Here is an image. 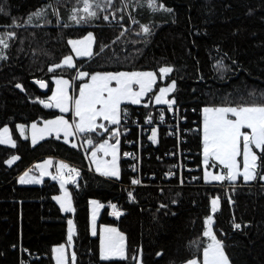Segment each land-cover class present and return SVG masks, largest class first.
<instances>
[{
  "label": "trees",
  "instance_id": "obj_1",
  "mask_svg": "<svg viewBox=\"0 0 264 264\" xmlns=\"http://www.w3.org/2000/svg\"><path fill=\"white\" fill-rule=\"evenodd\" d=\"M90 2L95 18L81 10L83 0H0V36L9 45H0V55L6 57L0 59V131L11 127L15 141V147L0 144V264H56L53 249L68 245L69 220L76 229L75 264H137L132 259L137 255L142 264H186L201 259L210 243L203 232L215 197L220 204L213 231L230 264H264V181L258 175L247 183L206 182L202 165L203 109L264 103V0H156L171 11L153 10L150 0H125L123 19L119 13H103L111 3L119 6L120 0ZM42 10L43 15L28 21ZM74 14L85 19L76 23ZM142 26L150 33L144 34ZM90 33L95 36L93 55L78 59L72 69L55 68L72 54L69 41ZM162 67L173 69L167 75L176 83L173 115L166 106H124L121 117L138 123L122 139V154L125 142L132 141L137 159L132 171L129 162L121 160L118 179L89 171L87 154L79 145L55 136L33 144L15 129L61 114L45 106L51 102L55 76L75 80L77 86L79 72L160 75ZM34 81L47 82L48 92ZM163 111L168 121L159 127L158 141H150L149 125L157 123ZM97 132L81 139L91 137L95 144L104 140L106 134ZM257 154L259 174L264 172V154ZM12 156L20 159L9 165ZM47 157L83 169L78 186L68 187L74 213L63 212L55 199L62 192L59 179L46 178L39 185L19 182L21 173ZM133 179L141 183L132 184ZM92 200L104 206L98 224L115 226L125 236L127 259H102L100 238L91 234Z\"/></svg>",
  "mask_w": 264,
  "mask_h": 264
},
{
  "label": "snow or ice",
  "instance_id": "obj_2",
  "mask_svg": "<svg viewBox=\"0 0 264 264\" xmlns=\"http://www.w3.org/2000/svg\"><path fill=\"white\" fill-rule=\"evenodd\" d=\"M111 3V0H108ZM100 5L97 4L96 7ZM150 6L153 10L162 9L164 11H171V9L165 8L163 5H157L156 0H150ZM0 11H3L0 8ZM83 12L87 14V17H97V12L93 10V3L90 0H83ZM43 15V10L38 11L28 17V21L31 22L33 17H40ZM85 18H77V15L72 16V20L76 23H81ZM104 19H108L107 16ZM144 34H149L150 29L148 26H142ZM9 36L14 37L15 33H8ZM88 46L83 49L77 47V45H83L84 41H69L72 44L78 56H90L91 53V41L93 37L91 34L86 38ZM0 45L3 49L8 48L7 41L0 36ZM2 52V49H0ZM6 57L0 55V59ZM63 65L68 67H75L72 61V57H65ZM61 64H56L55 68H60ZM219 67H223L221 63ZM49 71H54V68H49ZM173 69L171 67H162L159 69V73L165 76L171 73ZM88 73L80 72L79 76H87ZM157 74L155 72H118V73H96L91 76V83L84 84L80 91L79 97L74 99L68 93L69 81L63 79L56 80V91L51 97V102L46 104V107L59 108L61 112L67 113L70 111V104L74 108L75 116L79 118L78 123L70 124L63 116L58 117L55 120L47 121L44 128H38L36 124L31 125L32 129V143L35 144L39 139H43L45 135H51L53 132L59 133L63 131L65 138L74 135L73 128L76 131L84 133L95 131L97 128L108 131L104 124H97L98 118H103L105 121H109L111 124L116 125L120 123L121 115V102L129 100L132 104H139L140 97L146 92L150 91L156 82ZM115 82L116 87H112V82ZM133 85H139V91L133 90ZM45 85L41 83V87ZM16 87L22 88V85L17 84ZM176 88L175 81H172L169 87L159 89V95L155 96V102L157 104L173 105L175 100L165 99L167 93L174 91ZM43 103V102H42ZM163 119V116H161ZM248 129L250 131H243ZM21 132L24 131V125H20ZM113 136H117V132L112 133ZM152 139H156V132L153 130ZM88 144H92V140L87 141ZM0 144H10L15 147V141L11 139L9 135V129L5 127L0 131ZM118 144L119 140H116L115 144H109L106 140L99 145L96 151L92 152V158L96 163V171L101 175L107 177H120V168L118 164ZM242 144V149H241ZM76 146L75 144L73 145ZM254 149L264 154V103L257 104H240L237 106L227 107H205L203 109V157L205 169L209 167V161L212 160V167H216V163L223 166L226 172H220L213 174L210 171L205 170L204 179L206 181L223 182L225 180L230 182L237 181L242 177L244 182L259 179L264 181V172L257 173L258 160L260 156ZM97 152H102L104 156H111V160H103L97 157ZM125 156H133L132 153H124ZM242 156V170L241 163L238 161V157ZM19 156H12L11 159L6 161L11 165L16 160H19ZM52 161L48 160L43 165L37 167L41 171V175L47 174V167L51 165ZM135 167V166H134ZM68 168L67 165L61 163L57 171V175L53 176V179H60L61 187L67 182L64 179L63 170ZM69 179L74 183V177L79 175L76 169H68ZM21 184L39 183L40 178L30 176L26 171L20 178ZM132 184H140L139 179H133ZM129 196L132 193L129 192ZM60 202V206L65 212H74L75 209L72 206V200L70 194L65 190L64 195L55 197ZM94 205L92 216V235H97L96 231V215L95 210L98 207H103L97 201H92ZM220 204V198L215 197L211 201V212L213 215H209L205 223L207 229L203 232V235L210 240L207 247L203 249V264H230L228 256L226 255L222 242L216 237L213 231L214 214L218 211ZM115 209V205H112ZM165 207V205H161ZM115 215H119V212H114ZM68 241L71 242L75 233V225L72 220L68 221ZM240 224H235V228L239 229ZM104 235L100 241V254L102 259L108 260L112 258L127 259L125 237L119 232L117 228L105 227ZM56 253V264H68V258L66 255V246L60 245L53 249ZM157 255H162L158 253ZM132 259L137 260L138 264H142V258L140 255L133 256ZM76 255L75 252L71 253L72 264H75ZM188 264H198V261L193 259Z\"/></svg>",
  "mask_w": 264,
  "mask_h": 264
},
{
  "label": "rangeland",
  "instance_id": "obj_3",
  "mask_svg": "<svg viewBox=\"0 0 264 264\" xmlns=\"http://www.w3.org/2000/svg\"><path fill=\"white\" fill-rule=\"evenodd\" d=\"M125 7H126L125 0H120V4H119V6H116V8H114V6H113L112 3H111L110 5L107 6V8H105V10L103 11V13H104V14H110V15H112V16H113V15H116V13H117V14L119 13L120 16H121V18L123 19V16L126 15V11L123 10V9H125ZM81 10L83 11V6H82ZM107 11H109V12L106 13ZM110 15H109V16H110ZM122 19H121V20H122ZM90 34H91V36L93 37V40L91 41V48H90L91 53H92V55H93V53H94V49H95V36H94V34H92V33H90ZM88 36H89V34L86 35L85 37L81 38V39L72 40V41H84L85 43H84L83 45H79V44L77 45V47L83 49L84 47L88 46V41L86 40V38H87ZM70 45H71L73 51H72V54H70L69 56L72 57V61H73V64H74V65H76V61H77L78 59H81V58H89V57L92 56V55H90V56H78V55L76 54L75 50L73 49L72 44H70ZM67 57H68V56H67ZM63 60H64V59H63ZM61 65L67 67L68 69H72V68H74V67H68L67 65H63V61H62ZM124 72H128V71H124ZM135 72H153V71H135ZM79 73H80V72H79ZM79 73L76 75V78H75V79L78 80V82H79V83L77 84V86H75V80L72 81V80H71L70 78H68V77H64V76H55V77H53L54 88H53V92H52V94H51V97H52L53 93L56 91V88H57L56 80H57V79H63V80H68V81H69V87H68V93H69V95L73 98V100L76 99V98H78V97H79V91H80L81 87H82L84 84H86V83H91V76L94 75V74H96V73H94V74H92V75H90V76L87 75V76H84V77H80V76H79ZM98 73L105 74V73H118V72H98ZM155 73H156V72H155ZM156 74H157V73H156ZM160 75H161V74H160ZM160 75L157 74V79H156V82L154 83L152 89H151L150 91L146 92L142 97H140V103H139V104H132L129 100H124V101H122V102H121V105H120L121 112H122V109L124 108V106H127V105L153 104V105H155V106H166V104H157V103L155 102V96L159 95V89H160V88H164V87H169L170 84H171V81H168V80H167V75H168V74L165 75V76H162V75L160 76ZM111 86H112V87H116V84H115L114 81L112 82ZM133 90H134V91H139V85H133ZM173 92H174V91H172V92H170V93H167L166 96H165V99L173 100V99H171V94H172ZM222 107H223V106H222ZM226 107H227V106H226ZM55 109H57V110L61 113L58 117L63 116L64 119H66L70 124H74V123H78V122H79V118L75 116L74 108H73V106H72L71 104H70V111L67 112V113L61 112L59 108H56V107H55ZM202 115H203V114H202ZM120 116H121V115H120ZM58 117H56V118H54V119H51V120H55V119H57ZM51 120H47V121H51ZM202 120H203V119H202ZM47 121H43V123H31V124H29V125L21 124V125H24V131H23V132H21V130H20V125H17V126L15 127V129H16V131L19 133V135H20L22 138H24V139L29 138L30 141L32 142V129H31V125H32V124H36L38 128H44V127H45V123H46ZM97 124H98V125H99V124H104L105 127H106V125H109V127L112 126V127H114V128H115L116 125H118V124L113 125V124H111L109 121H105V120H103L102 117L97 119ZM7 128L9 129V135L11 136V139L14 141V138H13V135H12V133H13V129H12L11 127H9V126H7ZM3 129H4V128H3ZM3 129H2V130H3ZM2 130H1V131H2ZM95 131H98L97 133L100 134V133L102 132V129L97 128ZM243 131H250V130H248V129H243ZM73 132H74V135L65 138L63 131H61V132L59 133V138L61 137V138H62L66 143H68V144H71V143H72V144L78 145V143H79L81 137H83V135H86L87 133H91V132H94V131L81 133V132L76 131L75 128H73ZM114 132H117L118 135H117V136H113V135L111 134V135L109 136V134H108L109 137H108L107 139H105V140L99 139L98 142L95 144V146L91 149V151L89 150L87 157H88V162H89V166H88V167L90 168V170H92V169H91L92 165H93L94 169H96V163H95V161L93 160L92 155H91L92 152H93V151H96V150L99 148V145L102 144V143H104L106 140L108 141L109 144H115L116 142H115V141L113 142V140H114L115 137L118 138V140H119V144H118V153H117V154H118V157H119V155H120V151H121V149H120V147H121V141H120V138H119L120 132H119L118 129H116V130L114 129ZM53 133H54V132H53ZM51 135H52V134H51ZM49 137H51V136H50V135H45L43 139H46V138H49ZM55 137H57V133H56V132H55ZM43 139H39L38 142L41 141V140H43ZM1 145L11 146L10 144H1ZM97 157L100 158V159H103V160H111V156H110V155H109V156H104L102 152H97ZM63 163H64L65 165L68 166V168H66V169L63 170V175H64V174L68 171V169L70 168V164H68V163L65 162V161H63ZM119 163H120V158L118 159V164H119ZM215 163H216V167H212V166H210V167H212V170H214L215 173H216V172L218 173V172L222 171V167H223V166H222V165H219L218 162H215ZM120 165H121V164H119V168L121 167ZM211 165H212V164H211ZM97 172H98V171H97ZM98 173H100V172H98ZM100 174H101V173H100ZM92 201H97V200H92ZM92 201H91V202H92ZM97 202H98V201H97ZM98 203H99V202H98ZM99 204H100V203H99ZM92 205H93V204H92ZM100 205H101V204H100ZM93 208H94V205L92 206V212H91L92 215H93ZM99 208H100V207L96 208V210H95V215H96V230H97V228H98V221H99V217H100V214H101L100 211H102V209H99ZM212 215H213V214H212ZM119 232H120V231H119ZM214 234H215V233H214ZM124 237H125V236H124ZM125 245H126V239H125ZM195 260L198 261V264H203V257H202L201 259H195ZM137 264H138V261H137ZM186 264H188V262H187Z\"/></svg>",
  "mask_w": 264,
  "mask_h": 264
},
{
  "label": "crops",
  "instance_id": "obj_4",
  "mask_svg": "<svg viewBox=\"0 0 264 264\" xmlns=\"http://www.w3.org/2000/svg\"><path fill=\"white\" fill-rule=\"evenodd\" d=\"M120 118H121V116H120ZM117 126V125H116ZM106 128L108 129V127H107V125H106ZM114 129L116 130L117 128H113V129H111L110 131H108V132H106V131H104V129H102V133H105L106 134V138L107 137H109L113 132H114ZM119 130V129H118ZM101 133V134H102ZM107 134H109V136L107 135ZM50 136H55V132L54 133H52V135H50ZM119 138H120V135H119ZM118 138L117 137H115L114 138V140H113V142L115 141L116 142V140H117ZM104 140H105V138H104ZM120 141H121V147H120V149H121V151H120V155H119V158H120V163H121V155H122V140H121V138H120ZM202 141H203V120H202ZM78 145H79V143H78ZM241 149H242V144H241ZM91 151V150H90ZM254 151H256V152H258L259 150H257V149H254ZM238 159V161H240V163H241V170H242V156L241 157H238L237 158ZM48 160H51L52 161V163H51V165H49L48 167H47V174H44V175H41V171H40V169L37 167L38 165H43V164H45V162L46 161H48ZM203 160H204V157H203V150H202V165H203V170H204V172H205V170H207V171H210V172H212L213 174H217V172L215 173V171L214 170H212V167H210L211 166V164H213V161L212 160H210L209 161V167L207 168V169H205V165H204V162H203ZM61 163H63V160H61V159H59V158H55V157H47V158H45V159H43V160H40V161H37V162H35L34 164H33V166L30 168V169H26L23 173H21V175L19 176V178L26 172V171H28L29 172V175L30 176H35V177H39L40 178V182L39 183H29L30 185H39V184H41V183H43V181L46 179V178H52L53 176H56L57 175V171H58V169H59V165L61 164ZM119 163V164H120ZM64 164V163H63ZM91 169H92V171L93 172H95L96 174H98V175H100V176H104V175H101L100 173H98L97 171H96V169H94V167H93V165H92V167H91ZM220 172H226V170L225 169H223V167H222V171H220ZM220 172H218V173H220ZM203 176H204V174H203ZM104 177H107V176H104ZM53 179V178H52ZM205 180V179H204ZM206 181V180H205ZM225 181H227V180H225ZM225 181H223V182H225ZM239 181H243L244 182V180H243V178L242 177H240V178H238L237 179V181H235V182H239ZM206 182H209V181H206ZM223 182H217V181H211L210 183H223ZM227 182H230V181H227ZM234 182V183H235ZM249 182H251V181H249ZM233 183V182H232ZM29 184H27V185H29ZM65 190H67V192L70 194V196H71V200H72V206L74 207V204H73V197H72V192H71V190L70 189H68L66 186H64L63 188H62V192L60 193V195L59 196H63L64 195V192H65ZM58 197V196H57ZM57 201V200H56ZM57 203L59 204V206H60V202L59 201H57ZM92 202H90V227H91V234H92V214H91V212H92ZM61 207V206H60ZM62 209V208H61ZM99 209H102V211H103V209H104V206L103 207H100ZM63 210V209H62ZM102 211H100V213L102 212ZM63 212H65V211H63ZM65 213H74V212H65ZM73 221V220H72ZM73 224H74V221H73ZM75 225V224H74ZM105 227H114V228H117V227H115V226H107V225H99L98 224V228H97V235H95V236H99V238H100V241H101V238H102V236L104 235V228ZM118 229V228H117ZM75 233H76V229H75ZM75 233H74V235H75ZM121 233V232H120ZM73 235V236H74ZM94 236V235H93ZM66 246V255H67V258H68V264H69V262L71 261V253L72 252H74L73 251V238H72V241L71 242H69L68 243V245H65ZM53 254H54V259H55V256H56V253L55 252H53ZM126 255H127V247H126ZM112 259H123V258H112ZM76 261V260H75ZM55 263H56V259H55Z\"/></svg>",
  "mask_w": 264,
  "mask_h": 264
},
{
  "label": "built area",
  "instance_id": "obj_5",
  "mask_svg": "<svg viewBox=\"0 0 264 264\" xmlns=\"http://www.w3.org/2000/svg\"><path fill=\"white\" fill-rule=\"evenodd\" d=\"M166 112H168L170 114V116L173 115L172 110L171 111H166ZM164 113H165V111L162 112V114L156 119L158 121L157 123L154 122L153 125H149V126L152 127L151 135L147 137L150 141L155 142V141L158 140V135H157V137H156L155 140L152 139V132H153V130L159 131L160 130L159 127H163V126L166 125V122L168 120H167L166 114H164ZM154 115L156 117L157 115H159V113L158 114H154ZM161 116H163V119H161ZM175 116L179 119V111L178 110H176ZM133 120L134 119L131 120V119H129L126 116H124L123 119H122V123L124 124V127H123L124 129L122 130V137L124 139H127L128 138V135L130 134V130H131L132 127L133 128H136V124L138 122L136 123V121H133ZM150 124H152V120H151ZM139 130H140L141 134H144L141 125H139ZM147 134L148 133H146V135ZM125 146L126 147H125L124 153H132L133 154V156H125V155H123V159L124 160H127L129 162V163L127 162L128 163L127 169L128 170H131V171L132 170H135V168H136L135 161L137 159V156L134 153L135 142L127 141V142H125ZM67 163L70 164V168L69 169H76L79 172V175L78 176H75V173L72 174V176L74 177V180H75L74 183L69 179V171H67L64 174V178H65V180L67 181V183L70 186H73V187L74 186H78V181H79V178L81 176V173H82L83 169L80 166H78V165H75V164H72V163H69V162H67ZM89 171H91V170L89 169Z\"/></svg>",
  "mask_w": 264,
  "mask_h": 264
},
{
  "label": "water",
  "instance_id": "obj_6",
  "mask_svg": "<svg viewBox=\"0 0 264 264\" xmlns=\"http://www.w3.org/2000/svg\"><path fill=\"white\" fill-rule=\"evenodd\" d=\"M43 93H47L49 90V84L44 81H34L33 82ZM41 83H43L45 86L41 87Z\"/></svg>",
  "mask_w": 264,
  "mask_h": 264
}]
</instances>
